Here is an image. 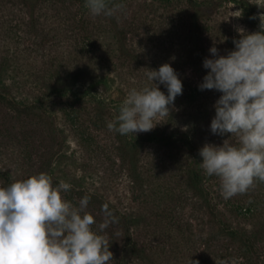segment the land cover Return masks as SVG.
Listing matches in <instances>:
<instances>
[{
	"label": "rangeland",
	"instance_id": "obj_1",
	"mask_svg": "<svg viewBox=\"0 0 264 264\" xmlns=\"http://www.w3.org/2000/svg\"><path fill=\"white\" fill-rule=\"evenodd\" d=\"M116 2L119 21L85 0H0V187L43 172L72 185L74 205L89 196L110 264H264V183L225 199L199 155L237 143L211 132L222 93L200 90L204 61L235 50L238 28L260 31L264 0ZM166 63L183 83L170 114L110 131L127 91ZM105 205L116 222L100 232Z\"/></svg>",
	"mask_w": 264,
	"mask_h": 264
},
{
	"label": "clouds",
	"instance_id": "obj_2",
	"mask_svg": "<svg viewBox=\"0 0 264 264\" xmlns=\"http://www.w3.org/2000/svg\"><path fill=\"white\" fill-rule=\"evenodd\" d=\"M85 7L93 16H115L119 21L117 13L125 5L116 0H85ZM259 20L260 31L237 29L240 38L226 56L219 55L215 46L210 49L216 58L205 59L203 66L210 71L199 85L200 90L222 93L214 106L211 132L231 134L237 141L227 139L222 146L206 143L199 151L200 167L206 176L219 178L225 199L264 183V13ZM145 75L152 85L127 91L116 120L107 125L110 131L124 136L150 132L182 95L183 83L170 64L148 69ZM155 81L167 87V95ZM71 188L63 180L54 185L52 176L43 172L0 187V264H110L114 260L108 238L94 230L95 217L86 211L90 197L85 195L76 206L64 197ZM104 209L100 232L116 222L107 205Z\"/></svg>",
	"mask_w": 264,
	"mask_h": 264
}]
</instances>
